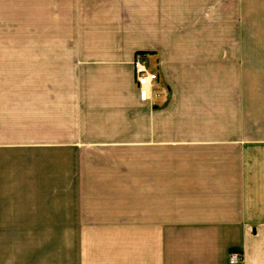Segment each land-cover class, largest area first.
I'll return each mask as SVG.
<instances>
[{
    "label": "crops",
    "instance_id": "obj_1",
    "mask_svg": "<svg viewBox=\"0 0 264 264\" xmlns=\"http://www.w3.org/2000/svg\"><path fill=\"white\" fill-rule=\"evenodd\" d=\"M138 52L158 72L146 102ZM13 71L65 74L98 124L67 142L65 204L28 214L66 234L67 260L0 264H264V0H0Z\"/></svg>",
    "mask_w": 264,
    "mask_h": 264
},
{
    "label": "rangeland",
    "instance_id": "obj_2",
    "mask_svg": "<svg viewBox=\"0 0 264 264\" xmlns=\"http://www.w3.org/2000/svg\"><path fill=\"white\" fill-rule=\"evenodd\" d=\"M64 75L0 72V173L4 169L8 179L11 212L10 231L0 233V260L3 252L4 260H67L71 254L62 245L66 234L45 226L51 224L49 217L28 216L65 204L57 200L66 197L68 162L73 161L67 142L76 139L72 133L98 124L89 117L80 119L84 115L75 110L73 90L68 95L57 88Z\"/></svg>",
    "mask_w": 264,
    "mask_h": 264
},
{
    "label": "built area",
    "instance_id": "obj_3",
    "mask_svg": "<svg viewBox=\"0 0 264 264\" xmlns=\"http://www.w3.org/2000/svg\"><path fill=\"white\" fill-rule=\"evenodd\" d=\"M149 56L146 52H138L133 60V69L135 72L136 86L141 101H148L156 87L158 81V72L150 69ZM242 260V254L233 251L229 255L231 264L238 263Z\"/></svg>",
    "mask_w": 264,
    "mask_h": 264
}]
</instances>
